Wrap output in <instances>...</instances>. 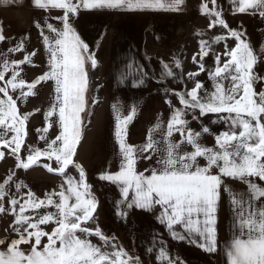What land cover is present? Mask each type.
Wrapping results in <instances>:
<instances>
[{"label":"snow or ice","instance_id":"snow-or-ice-1","mask_svg":"<svg viewBox=\"0 0 264 264\" xmlns=\"http://www.w3.org/2000/svg\"><path fill=\"white\" fill-rule=\"evenodd\" d=\"M183 3L184 0H33L38 9L61 10L62 15L52 19L62 27L47 20L44 27L36 23L49 54V70L31 82L21 76L20 66H35L32 61L35 52L19 61L0 53V147L9 150L19 169L40 165L41 158H45L49 162L40 166L49 173L61 175L64 182L59 191L46 192L43 198L31 190L22 193L26 185L14 181V172L0 182V214L10 211L14 217L11 231L15 233V238L0 239V264H141L139 257L114 243V238L106 236L98 225L87 226L94 220L98 201L87 183L84 168L74 161V156L82 136L81 114L87 107L85 66L90 62L95 68L97 60L71 20L81 10L179 11ZM230 3L233 14L246 13L264 19V0H230ZM200 12L209 17V29L219 26L227 31L210 40H200L199 52L192 57L199 71L187 74L193 87L183 91L166 90L177 98L179 106L166 101L169 119L165 122L158 118L148 130L143 145H130L126 141L127 126L133 120L135 108L128 115H122L115 108L119 170L101 173L98 178L119 187L122 195L118 201L119 216H127L122 205L147 211L159 207L157 219L173 239L196 244L209 253L218 248L216 225L222 178L239 180L247 186L246 191L234 192L224 186L234 212L233 234L225 242L224 254L227 264H264V185L257 183L264 182V87L260 90L255 87L264 83V76L253 71L264 58V46L258 56L243 38L244 33L229 27L217 0H205ZM45 27L51 35L45 34ZM5 39L0 28V42ZM228 39L236 41L234 47H228ZM221 41H225V51L216 55L214 70H208L212 81L209 91L195 78L206 71L202 61L212 50V44ZM23 50L22 39L7 52ZM221 56L226 57L222 63ZM175 66L180 68L181 62L175 61ZM163 67L165 76H174L169 65ZM48 81L54 83V88L49 108L43 112L46 126L35 130L45 146L28 145L27 155L22 157L27 122L40 109L21 113L18 101L26 103L28 97L35 95L37 86ZM211 115L215 119L210 123L221 124L225 130L214 133L202 122L203 117ZM54 116L58 119L52 120ZM188 116L201 122L199 130L190 127ZM54 124L58 125L59 132L50 138L48 133ZM206 134L213 136L212 146L203 142ZM154 156L156 166L137 170L139 160H152ZM4 158L5 152L0 151V160ZM52 162L57 165L55 168ZM69 166L78 172V177L67 172ZM12 185L16 195L8 199L10 208H6L4 201ZM52 208L55 211L49 210ZM92 236L101 243L93 244ZM156 258L161 264H177L163 246Z\"/></svg>","mask_w":264,"mask_h":264},{"label":"crops","instance_id":"crops-1","mask_svg":"<svg viewBox=\"0 0 264 264\" xmlns=\"http://www.w3.org/2000/svg\"><path fill=\"white\" fill-rule=\"evenodd\" d=\"M203 2L205 0H184L179 11L81 10L71 20L77 34L88 44L90 53L94 54L97 60L95 68L91 67L90 62L85 66L88 75L87 107L85 113L81 114L82 136L74 156V161L82 165L89 180L102 186L101 203L94 213V220L89 222V228L98 225L103 233L109 229L114 230L116 234L114 243L134 257L139 254L148 260L149 264H161L156 258L161 246L177 264H227L224 245L233 234L234 214L228 217L227 212L232 206L229 202V193L224 186L230 187L233 191L234 186L242 187L243 191L247 190V186L239 180L222 178L216 225L218 248L216 252L209 253L196 244L173 239L165 225L157 219L160 214L159 207L147 211L135 207L127 209L122 205L120 207L127 212V216L123 218L119 216L118 201L122 199L119 187L115 183L98 178L101 173H115L119 170L121 158L115 138V108L118 107L122 115L130 114L131 109L135 108L133 120L127 126L126 141L130 145H143L148 130L158 118L165 122L169 119L170 108L166 101L171 100L174 105L179 106L177 98L171 91L166 90L188 89L182 65L177 68L175 58L180 45L193 30L209 24V17L200 12V5ZM217 5L229 26L234 25L237 20L246 29L264 27V19L258 15L233 14L230 0H217ZM209 7H212L210 2ZM61 15V10L44 11L34 7L33 0L14 2L7 0L0 3V28L6 38L0 42V53L7 55L10 60L17 61L22 60L28 53H36L32 57L35 66L28 64L20 66L23 69L21 76L27 82L49 70V54L45 51L41 30L36 27V23L39 22L44 27L47 20L48 23L62 27L59 21L52 19ZM255 20H259L258 23ZM44 32L51 35L46 27ZM248 37V42L252 41L259 49L255 51L259 56L261 47L264 46V33L255 34L253 31ZM22 39L23 51L7 52ZM165 64L169 65L174 76L164 75ZM259 69L264 72V62ZM9 77L10 73L6 75V79ZM53 88L52 81L41 83L34 90L35 95L28 97L26 103L18 101L21 113L40 109L27 122V137L20 153L22 157L27 155L25 148L28 145L35 144L41 148L45 146L43 141L38 140L35 130L46 126L43 112L49 108ZM187 118L190 127L199 130L201 122L193 120L191 116ZM51 119L56 120L58 117L54 116ZM58 132L59 127L54 124L48 135L54 138ZM156 138L159 139V136ZM174 138L179 139L178 136ZM203 142L212 146L214 138L206 134ZM0 151L5 152V158L0 160V182L9 173L14 172V181L26 185L21 189L22 193L31 190L36 196L43 198L46 192L59 191L64 177L49 173L40 166L44 163L40 161V165L31 166L27 170L19 169L15 167L16 160L9 155L8 149L0 147ZM155 159L154 156L152 160H139L137 170L144 171L150 166H156ZM41 160L45 158L42 157ZM203 163L201 160V164ZM52 166L55 168L57 165L52 162ZM67 172L78 177V172L71 166ZM257 183L264 185V182ZM13 195H16L14 185L10 186L9 194L5 198L6 208H10L8 199ZM49 210L55 211L54 208ZM13 221L14 217L10 211L0 215V239L9 236L15 238V233L11 231ZM51 227L48 226L49 229ZM90 239L93 244L101 243L95 236Z\"/></svg>","mask_w":264,"mask_h":264},{"label":"rangeland","instance_id":"rangeland-1","mask_svg":"<svg viewBox=\"0 0 264 264\" xmlns=\"http://www.w3.org/2000/svg\"><path fill=\"white\" fill-rule=\"evenodd\" d=\"M250 21V20H249ZM256 23H258L259 20H255ZM209 24L207 25H203L201 27H196L193 32L189 35V37L186 39V41H184L181 45H180V50L176 53V60H179L181 62L183 71H184V76H185V81H186V85L188 89H191L193 87V82L191 80H189L187 74L190 72H197L199 71V65L193 63L192 61V57L194 54H197L199 52V42L200 40H210L212 37L214 36H219V35H224L226 33L227 30L217 26L215 28L209 29L208 27ZM231 29L237 30V31H241L244 33V39L248 42V36L249 34H252V32L254 31L255 34L257 33H264V27L262 26L261 28L258 27H254L250 30L249 28H243L242 24H240L239 21H235L234 25L229 26ZM200 32L202 33V35H198L197 33ZM227 45L229 48L234 47L236 41L233 39H228L226 41ZM249 43L251 44V46L253 47L254 51L258 50L255 43H253L252 41ZM256 47V49H255ZM225 51V41H221L220 43H213L212 44V50L210 51L208 56H205L203 59V64L205 67L204 72H200V74L195 78L196 80L201 81L204 84L205 89H208L209 91L212 90V81L208 76V70H214L215 66H216V60L215 57L216 55H219L221 53H223ZM197 59H199V57H197ZM226 59V57L221 56V63L223 62V60ZM264 62V60H259V62L254 66L253 71L261 76H264V72L263 70H260V65H262V63ZM255 87L257 88V90H260L261 87H264V83L261 84H257L255 85ZM215 119L214 115L211 116H207V117H203L202 118V122L205 124H208L209 127L212 129V131L214 133H219L220 131L225 130L224 126L221 124H211L210 120ZM42 163H48L47 160H41ZM85 171V170H84ZM86 173V179H87V183L91 185V192L92 194L95 196L96 200L98 201V205L101 203V191H102V186L99 183L93 182L92 180L90 181L88 176H87V172ZM231 179V178H229ZM239 184V183H238ZM235 189L234 192H244L242 187H237L234 186L233 187ZM98 208V207H97ZM96 208V210H97ZM232 209H229V211L227 212L228 217L230 218V216H232V214H234V212L232 211ZM2 215V214H0ZM2 220V219H1ZM90 223H88V227ZM104 234L110 238H114L116 237L115 231L114 230H107L104 232ZM135 257H139L141 264H149L148 260H146L144 257H140L139 254H136ZM227 260V259H226Z\"/></svg>","mask_w":264,"mask_h":264}]
</instances>
